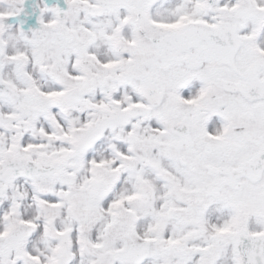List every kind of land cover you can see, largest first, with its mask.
<instances>
[{
	"label": "snow or ice",
	"instance_id": "6c2138e0",
	"mask_svg": "<svg viewBox=\"0 0 264 264\" xmlns=\"http://www.w3.org/2000/svg\"><path fill=\"white\" fill-rule=\"evenodd\" d=\"M0 264H264V0H0Z\"/></svg>",
	"mask_w": 264,
	"mask_h": 264
}]
</instances>
